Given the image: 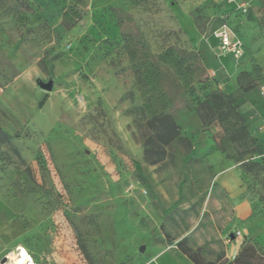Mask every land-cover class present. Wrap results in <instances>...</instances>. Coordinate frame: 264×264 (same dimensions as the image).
I'll use <instances>...</instances> for the list:
<instances>
[{"label":"rangeland","instance_id":"obj_1","mask_svg":"<svg viewBox=\"0 0 264 264\" xmlns=\"http://www.w3.org/2000/svg\"><path fill=\"white\" fill-rule=\"evenodd\" d=\"M222 24L241 57L219 49ZM49 78L46 92L36 80ZM212 91L241 117L219 120ZM163 96L237 164L239 198L191 144L146 160L134 120ZM240 123L253 144L229 140ZM263 193L264 1L0 0V258L20 244L39 264L218 263L240 250L238 227L264 224ZM245 238L264 254V231Z\"/></svg>","mask_w":264,"mask_h":264},{"label":"trees","instance_id":"obj_2","mask_svg":"<svg viewBox=\"0 0 264 264\" xmlns=\"http://www.w3.org/2000/svg\"><path fill=\"white\" fill-rule=\"evenodd\" d=\"M249 89L250 87L245 88V90ZM210 97L213 102L211 109L214 108L215 110L221 111V113L217 115L219 120H224L228 113H233L237 118L241 117L237 110V105L232 103L230 97L224 96L218 91L210 92ZM45 99L46 95L42 97L39 104H43ZM158 100L159 101H156L155 105H153L149 111H144L145 107H140L143 116L141 119L134 120V124L139 133V136H135V139L139 141L144 156L150 163L163 160L166 156V147L172 143L178 142L190 145L189 138L181 134L180 126L174 116L162 110L170 99L166 97L165 99L160 98ZM229 140L232 142L244 143L245 145L254 143V139L249 136L248 129L243 123H240L229 133ZM257 151H261L260 146L253 147L249 150V153H255ZM261 165L263 164L253 161H241L239 164L245 171L250 170L254 173H256V169L259 170V168H261ZM190 258L193 264H264V254L258 251L257 247L249 238L243 239L240 250L232 259H224L218 263H203L193 256H190Z\"/></svg>","mask_w":264,"mask_h":264},{"label":"crops","instance_id":"obj_3","mask_svg":"<svg viewBox=\"0 0 264 264\" xmlns=\"http://www.w3.org/2000/svg\"><path fill=\"white\" fill-rule=\"evenodd\" d=\"M243 1V0H242ZM244 1H264V0H244ZM182 129L183 135L187 136L192 145V150L199 156H203L212 172V183L221 188L230 199L239 198L242 193L240 171L237 164L226 157V155L214 146L210 134L202 130V121L194 109L179 110L175 115ZM249 202L246 199L237 200L235 204V218L243 221L249 214ZM248 222V221H247ZM245 238L257 236L264 231L262 222L252 221L247 227V231L238 227ZM236 229V230H237Z\"/></svg>","mask_w":264,"mask_h":264},{"label":"built area","instance_id":"obj_4","mask_svg":"<svg viewBox=\"0 0 264 264\" xmlns=\"http://www.w3.org/2000/svg\"><path fill=\"white\" fill-rule=\"evenodd\" d=\"M213 35L222 52L230 53L235 58L242 56L243 43L232 27L222 24L214 31ZM235 236L240 238V240L244 239L239 229L235 231ZM2 257H4V261L0 262V264H39L30 251L20 244L14 245Z\"/></svg>","mask_w":264,"mask_h":264},{"label":"water","instance_id":"obj_5","mask_svg":"<svg viewBox=\"0 0 264 264\" xmlns=\"http://www.w3.org/2000/svg\"><path fill=\"white\" fill-rule=\"evenodd\" d=\"M37 85L44 91H50L53 87V79L49 78L48 80L44 81L41 79L36 80ZM4 261V257H1L0 262Z\"/></svg>","mask_w":264,"mask_h":264}]
</instances>
